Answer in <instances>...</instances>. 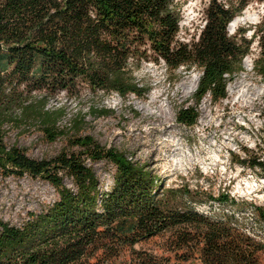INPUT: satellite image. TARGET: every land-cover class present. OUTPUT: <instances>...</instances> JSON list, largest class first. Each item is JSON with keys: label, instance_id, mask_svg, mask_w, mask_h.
<instances>
[{"label": "trees", "instance_id": "obj_1", "mask_svg": "<svg viewBox=\"0 0 264 264\" xmlns=\"http://www.w3.org/2000/svg\"><path fill=\"white\" fill-rule=\"evenodd\" d=\"M251 1L264 0H241L237 9L211 0L198 40L183 42L176 0H0V126L19 110L53 140L66 112L47 109L49 98L62 92L78 96L84 87L142 96L147 88L135 71L148 61L163 60L172 75L182 67L200 69L197 104L208 95L215 102L226 99L255 39L260 52L253 68L264 78V18L251 39L247 29L236 36L228 31ZM34 92L45 96L33 101ZM199 117L197 107L187 106L177 120L194 126ZM84 120L79 116L73 125L79 128ZM75 143L84 150L40 160L17 146L7 148L0 131L3 172L42 178L60 196L21 226L0 222V264H264V242L245 231L235 212L202 213L194 202H184L189 189L166 187L117 149L90 136ZM89 159L114 164L111 188L101 189ZM215 199L237 204L225 193ZM253 209L264 221V207ZM168 233L162 254L137 248Z\"/></svg>", "mask_w": 264, "mask_h": 264}, {"label": "rangeland", "instance_id": "obj_2", "mask_svg": "<svg viewBox=\"0 0 264 264\" xmlns=\"http://www.w3.org/2000/svg\"><path fill=\"white\" fill-rule=\"evenodd\" d=\"M239 7L241 0H221ZM211 0H176L181 13L180 41L198 40L206 23ZM251 16L246 23L231 28L238 16ZM228 25L231 36L247 29L251 39L255 28L264 18V1H251ZM260 47L255 39L251 52L244 58V70L230 81L228 97L218 102L210 95L199 104L195 100L200 69L180 68L172 75L166 63L143 62L135 76L147 88L142 96L94 92L84 87L78 96L62 92L49 98L46 108L65 109L59 121L56 138L51 139L43 125L35 119H22L21 112H12L9 122L0 126L7 148L17 146L35 159L51 160L62 153L81 152L79 138L90 136L102 146L117 149L135 165L159 176L166 187L187 188L191 195L186 204L205 207L204 212L217 216L235 212L245 228L264 242V221L253 206L264 207V78L254 70ZM197 87L192 89V81ZM43 92H34L31 100H40ZM155 101L152 102L154 100ZM197 107L199 120L194 126L178 122L180 109ZM96 110L93 113L92 110ZM101 109L110 113L101 114ZM85 116L77 128L74 121ZM246 160L241 163V160ZM252 165L250 162H255ZM250 163V164H249ZM101 183V189L111 188L116 167L102 160H87ZM68 187L75 188L73 179L64 176ZM222 193L229 194L237 204L219 201ZM56 188L42 178L7 176L0 166V222L21 226L31 213H40L59 199ZM169 233L137 248L164 253ZM196 260H192L196 264Z\"/></svg>", "mask_w": 264, "mask_h": 264}, {"label": "bare ground", "instance_id": "obj_3", "mask_svg": "<svg viewBox=\"0 0 264 264\" xmlns=\"http://www.w3.org/2000/svg\"><path fill=\"white\" fill-rule=\"evenodd\" d=\"M251 19H252L251 16L246 15V14L243 15V16H238L231 22V26L230 27L231 28L236 27L237 25H240L242 23H246V22H248ZM196 87H197V79H194L192 81V89H195ZM154 101H155V97H154V100L152 102H154Z\"/></svg>", "mask_w": 264, "mask_h": 264}, {"label": "built area", "instance_id": "obj_4", "mask_svg": "<svg viewBox=\"0 0 264 264\" xmlns=\"http://www.w3.org/2000/svg\"><path fill=\"white\" fill-rule=\"evenodd\" d=\"M204 208H205V207H202V206H199V208L197 207V209H198L200 212L205 213V214H208L209 212H207V211L204 212ZM246 232H247L248 234L252 235V236L258 237L254 232H251V231L248 230V229L246 230ZM263 241H264V240H263Z\"/></svg>", "mask_w": 264, "mask_h": 264}]
</instances>
